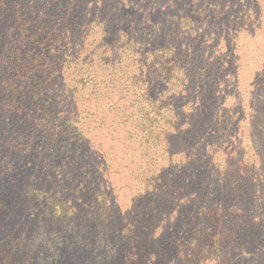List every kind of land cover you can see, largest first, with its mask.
<instances>
[{"label":"rangeland","instance_id":"rangeland-1","mask_svg":"<svg viewBox=\"0 0 264 264\" xmlns=\"http://www.w3.org/2000/svg\"><path fill=\"white\" fill-rule=\"evenodd\" d=\"M41 18L54 28L68 20L78 23L66 40L58 38L56 47L42 51L35 43L43 38ZM29 36L34 43L28 48ZM65 42L76 57L67 56ZM163 47L176 65L183 64L191 91L202 86L211 91L219 76L229 85L206 97L202 121L196 123L191 112L165 135L162 123L138 133L128 109L145 104L136 98L142 91L130 77L143 74ZM136 53L138 60L130 62ZM24 54V65L33 61L35 72L23 71L4 102L12 63ZM50 58L57 62L52 65ZM216 59L220 71L204 74ZM34 75L41 79L37 94ZM162 79L154 77L149 87L153 101L166 88ZM225 90L232 95L228 101ZM169 104L177 109L182 103ZM45 109L54 113L49 126ZM225 111L231 117L221 129L216 119ZM195 142L214 146L221 166L224 157L245 154L264 180V0H0L3 264L12 258L18 264H172L174 247L195 233L176 229L180 202L205 190L195 170L187 173L173 162L188 155ZM175 185L173 204L169 191ZM247 186L237 180L223 189V203L230 206L233 189L246 196ZM259 203L264 206V197ZM139 216L152 219L151 225L137 222ZM138 232L142 250L129 245V236ZM154 237L160 247L150 253ZM213 251L197 249L193 253L203 252L207 260L193 264H212L208 259L216 257L206 253ZM232 259L264 264V238L256 236L252 247L238 248Z\"/></svg>","mask_w":264,"mask_h":264},{"label":"trees","instance_id":"trees-1","mask_svg":"<svg viewBox=\"0 0 264 264\" xmlns=\"http://www.w3.org/2000/svg\"><path fill=\"white\" fill-rule=\"evenodd\" d=\"M21 17L24 18L25 16L21 15L20 18ZM34 19L36 20V18ZM39 21L42 22V24L40 23V26H43V29L40 32V35H43V38L35 43L43 47L42 51L46 49L50 51L56 47L58 44V38L60 41L61 39L66 40L70 36L69 28L73 29V25L78 23L77 19L73 22L68 20L54 28L49 26L50 23L44 18H41ZM79 21H81V24L84 23V20L82 19ZM36 32H38V30ZM33 38H35V36ZM28 39L29 40L25 41L27 43L25 45L29 48L34 42L31 41L32 39L30 36ZM65 44L69 47L67 49L68 52H66L67 56L76 57V52L71 49V46L66 42L64 45ZM154 53L155 60H152L151 63L147 64L148 67L145 72L139 75L132 73L130 77L133 87L142 91V93L137 92V94H135L136 98H142V102L145 104L144 106L138 104L129 107L128 111L130 117H135L137 119V122L133 127L138 133H141L142 131L145 132L146 130H149L152 123L158 126L162 123V132H164L165 135L166 133H170V126L172 125V128H174L175 123L177 121L180 123L181 118L186 116L187 113L189 114L193 112V116L196 117V123L202 121L201 118L203 112L206 110L205 107L202 106V103L206 97H212V93L215 89H218L219 87H225L226 89L229 84L219 76V78L214 80V88L211 91L205 92L203 90L204 86L191 91L188 84L189 75L184 71L183 64L176 65L177 60L173 56V53H169L167 47L160 48ZM25 56L27 57V55L24 54V58L18 62L19 64L12 63L13 67L10 68V70L13 72V77L9 82V89L8 87L4 88V92L7 93V98L4 102L10 100L12 89L14 90L18 88L19 80L23 71L29 75L35 72L34 69L36 66L33 64L30 66L33 61L24 65L23 62L25 61ZM129 60L133 63L138 60L137 53L133 54L132 59ZM50 61L52 62V65H54L55 62H57V59L50 58ZM209 63L210 65H207L204 74L212 72V70L220 71L221 67L217 59L212 60ZM156 74L163 75L162 80H165L167 85L164 91L153 101V98L148 95V91L151 84H155L153 78L158 76ZM37 76L38 75L32 76L33 79L36 80L35 85L32 87L35 94L40 92L38 83L41 79ZM148 79H152L150 84L147 83ZM229 79L235 84L233 78ZM224 94L223 101L231 99V92L225 90ZM176 99H179V102L182 103L177 109L169 104L170 101H175ZM150 105L155 106V108H146ZM51 115L53 116L54 113H51L50 116ZM50 116L49 109H45V121L47 122V126L51 125V121H49ZM230 117L231 115L228 114V111H225L224 115L216 119L218 121V127L225 129V125L229 124L227 122ZM206 122V127L208 125L209 127L214 125V120ZM203 123L204 121L202 124ZM165 124H168V127L164 126ZM208 146L209 147L202 146L199 142H195L194 148H191L188 155L183 158H177L173 161L175 162V166L183 169L182 171L188 173L195 170V173L200 175L199 178L204 180L205 190L198 198L195 197L191 200L180 202V212L177 215L178 225L176 226V229L177 231L179 229L182 232L181 226H183L185 230L186 228L191 230L193 228L195 229V233L192 235L193 237L191 236L188 243H179L174 247V252L171 253V260L169 261V263L172 262V264H193L195 261L199 263L204 262L207 259L202 255L203 252H193L197 251V249L198 251L207 249V246L216 251H213L212 254L210 252L206 253L208 256L214 255V257H216L213 258L212 256V258L208 259V261L213 259L212 264H235V261L232 259L234 251L240 247H252L253 240L256 239V236L264 238V206L259 203L261 198L264 197V180H261L256 174L259 169L255 166V163L245 157V154L242 157H239L236 154L232 157H224V162L227 161L228 164L232 161V158H237L232 162L234 165H230V167L227 162L226 164L224 163L223 166L219 163L216 164V158L213 156L215 153V147ZM223 156H225V154H223ZM210 171L213 172V175L211 178H208L207 175ZM169 179V182H178L176 179ZM237 180L242 181L244 184H248V194L244 196L241 190L233 189V200L231 201L230 206H226L223 203L224 199L221 193L224 192L223 189L231 185L234 187ZM174 187L176 188V185L171 186L169 191L171 197L174 199L171 198L173 204L176 203V197H174V195H178V193L175 192ZM144 215L141 216L145 217ZM141 216H139V219L136 218V220L138 219L137 222L141 224L142 221L143 226H150L153 220L149 218L143 220ZM139 235V232L135 234L132 233V235L129 236V245L133 246L134 249L138 248L139 250H142L144 249V244L141 243L142 238H140ZM153 240L155 243L152 248H150V253L152 250H157L160 247L159 243L156 242L157 237H154ZM249 240L250 242H247ZM199 255L201 256L198 257ZM215 255H219V257ZM14 257L15 259H18L17 254H14ZM1 258L0 264L5 263L4 260L6 256L3 255V253L1 254ZM15 262L14 258H12L10 264H14ZM15 264H18V262Z\"/></svg>","mask_w":264,"mask_h":264}]
</instances>
